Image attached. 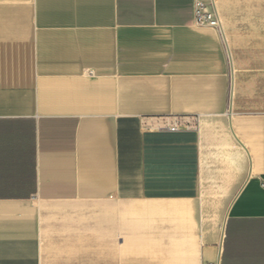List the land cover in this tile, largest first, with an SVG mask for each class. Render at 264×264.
<instances>
[{
    "label": "crops",
    "instance_id": "0c3cea01",
    "mask_svg": "<svg viewBox=\"0 0 264 264\" xmlns=\"http://www.w3.org/2000/svg\"><path fill=\"white\" fill-rule=\"evenodd\" d=\"M0 264H264V0H0Z\"/></svg>",
    "mask_w": 264,
    "mask_h": 264
},
{
    "label": "built area",
    "instance_id": "2783aa9c",
    "mask_svg": "<svg viewBox=\"0 0 264 264\" xmlns=\"http://www.w3.org/2000/svg\"><path fill=\"white\" fill-rule=\"evenodd\" d=\"M194 23L199 27H208L214 29L222 41H224V33L222 31L220 18L215 8L214 1L210 4H203L196 2L195 4ZM197 118L193 123L188 122L187 119H174L170 122L163 120V123L155 127L156 130L175 132L180 129H188L190 126H197Z\"/></svg>",
    "mask_w": 264,
    "mask_h": 264
}]
</instances>
